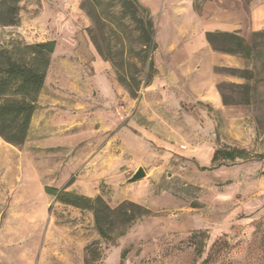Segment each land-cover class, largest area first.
Segmentation results:
<instances>
[{
  "label": "rangeland",
  "instance_id": "1",
  "mask_svg": "<svg viewBox=\"0 0 264 264\" xmlns=\"http://www.w3.org/2000/svg\"><path fill=\"white\" fill-rule=\"evenodd\" d=\"M139 2L159 44L146 61L120 0H24L20 22L0 24L3 47L61 44L45 80L55 101L43 105L55 130L38 122L21 146L0 136V264H264V30L241 35L250 58L231 55L206 40L217 0ZM94 53L111 59L107 80ZM220 147L248 154L214 167ZM139 167L146 177L128 183ZM46 186L149 213L130 226L115 219L105 239L92 211L58 202Z\"/></svg>",
  "mask_w": 264,
  "mask_h": 264
},
{
  "label": "trees",
  "instance_id": "2",
  "mask_svg": "<svg viewBox=\"0 0 264 264\" xmlns=\"http://www.w3.org/2000/svg\"><path fill=\"white\" fill-rule=\"evenodd\" d=\"M22 1L24 0H0L1 25L13 26L20 22L19 12ZM120 1L122 18L135 24L137 39L142 53L145 54L143 60L146 61L149 55L158 49L152 14L138 0ZM246 1L250 2V0ZM219 39L224 42L222 46L216 43ZM207 40L215 50L233 55L241 54L246 58L251 57L253 47L238 33L208 32ZM55 49V40L18 45L14 49L0 46V136L6 142L16 146L25 143ZM105 59L111 60L107 56ZM150 64L154 69L152 58ZM231 71L240 72L247 80L253 77V73L249 70L232 68ZM120 79L132 93L135 92L126 78ZM246 90L248 92L251 90L250 83L246 84ZM247 154L245 149L220 147L214 152L212 164L218 167L227 160L246 158ZM45 191L60 203L92 211L96 229L105 239L111 238L110 230L115 219L118 218L123 224L130 226L136 219L149 213L145 207L130 201L113 209L100 195L92 197L53 186H46ZM85 264H89L88 259L85 260Z\"/></svg>",
  "mask_w": 264,
  "mask_h": 264
},
{
  "label": "crops",
  "instance_id": "3",
  "mask_svg": "<svg viewBox=\"0 0 264 264\" xmlns=\"http://www.w3.org/2000/svg\"><path fill=\"white\" fill-rule=\"evenodd\" d=\"M139 1V0H138ZM230 0H217V15L216 18L211 19L208 21L207 27H206V40H207V33L208 32H235L239 35H244L246 33H254L258 31L264 30V0H250V2H247L246 0H231L234 4L239 3L241 6H243L246 10H244L243 13L238 15L235 11V9H232V12H228V9L224 4L222 3L227 2ZM246 4V5H245ZM151 12V11H150ZM152 14V13H151ZM153 17V14H152ZM154 19V17H153ZM155 22V21H154ZM156 39V36H155ZM49 40V39H48ZM47 41V40H44ZM41 41V42H44ZM208 41V40H207ZM75 42L72 43L73 45L68 44L67 47H74ZM156 42L158 44V41L156 39ZM77 44V43H76ZM61 46L60 41L56 43V49L55 52H58L59 47ZM159 49V44H158ZM157 49V50H158ZM198 48L194 46V44H190L185 48L187 59L189 57L192 58L194 55V50H197ZM205 53L211 57L212 61H215L217 58L212 49L207 45L203 49ZM233 55V54H231ZM94 59H93V65L96 66L97 71L100 69V72L97 74V78H102L107 80V73L106 70L109 67V62L106 61L104 58H102L98 53H94ZM229 56V55H227ZM225 62L230 63L231 57H224ZM227 58V59H226ZM212 63V62H211ZM96 76V75H95ZM46 86L47 83L45 82L44 87L40 93L39 99H38V106L34 113V116L31 121L29 133H31L32 130H34L36 124L40 122V130L41 131H54L55 127L52 123V109L45 108L44 103L48 101V105L51 104L53 101H55V98H52L51 100H46L47 92H46ZM104 91V89H102ZM209 101L213 106H218L220 102V97L216 93H211L208 95ZM51 106V105H50ZM39 117H41L40 121H38ZM30 135V134H29ZM28 135V138L30 137Z\"/></svg>",
  "mask_w": 264,
  "mask_h": 264
},
{
  "label": "water",
  "instance_id": "4",
  "mask_svg": "<svg viewBox=\"0 0 264 264\" xmlns=\"http://www.w3.org/2000/svg\"><path fill=\"white\" fill-rule=\"evenodd\" d=\"M147 173L143 167H139L135 173L127 180L128 183L140 181L146 177Z\"/></svg>",
  "mask_w": 264,
  "mask_h": 264
}]
</instances>
